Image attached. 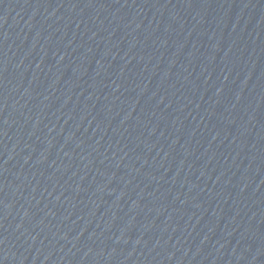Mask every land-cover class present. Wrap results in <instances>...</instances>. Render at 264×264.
<instances>
[{
  "label": "water",
  "instance_id": "water-1",
  "mask_svg": "<svg viewBox=\"0 0 264 264\" xmlns=\"http://www.w3.org/2000/svg\"><path fill=\"white\" fill-rule=\"evenodd\" d=\"M0 94L146 264H264V0H0Z\"/></svg>",
  "mask_w": 264,
  "mask_h": 264
}]
</instances>
